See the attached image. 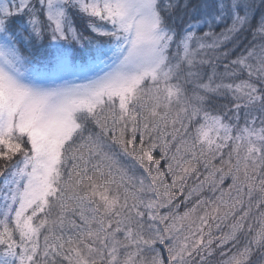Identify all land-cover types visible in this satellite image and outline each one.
<instances>
[{
	"label": "snow or ice",
	"instance_id": "snow-or-ice-1",
	"mask_svg": "<svg viewBox=\"0 0 264 264\" xmlns=\"http://www.w3.org/2000/svg\"><path fill=\"white\" fill-rule=\"evenodd\" d=\"M0 264H264V0H0Z\"/></svg>",
	"mask_w": 264,
	"mask_h": 264
}]
</instances>
